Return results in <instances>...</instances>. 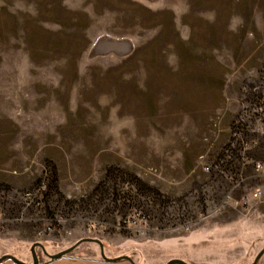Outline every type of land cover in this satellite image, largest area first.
<instances>
[{"label": "rangeland", "instance_id": "374dc122", "mask_svg": "<svg viewBox=\"0 0 264 264\" xmlns=\"http://www.w3.org/2000/svg\"><path fill=\"white\" fill-rule=\"evenodd\" d=\"M37 242L78 244L48 264L255 260L264 0H0V256Z\"/></svg>", "mask_w": 264, "mask_h": 264}, {"label": "water", "instance_id": "95a60500", "mask_svg": "<svg viewBox=\"0 0 264 264\" xmlns=\"http://www.w3.org/2000/svg\"><path fill=\"white\" fill-rule=\"evenodd\" d=\"M84 240H94V241H96L101 247V255H102V258H104L105 260H107V261H117L118 259H120V257L108 258L106 256V254H105L104 246H103V243H102L101 240L88 237V238H85V239L81 240L80 242H82ZM36 246H41L51 260L59 259V258H62L64 256H66L73 249V247H71V248L62 250L60 252L54 253V254H50V253H47L44 245H42L41 243L37 242V243L33 244V246L31 247L32 263H28V262L18 258L16 255H14L12 253H6V254L0 256V261L9 258L15 264H41L40 261H39L38 254H37L36 249H35ZM263 253H264V247L259 251V253L257 254L255 260L251 264H255L259 260V258L262 256ZM128 258L130 259L132 264H136L133 261L132 258H130V257H128ZM166 264H190V263H188L187 261H185V260H183L181 258H173V259H170Z\"/></svg>", "mask_w": 264, "mask_h": 264}, {"label": "built area", "instance_id": "2783aa9c", "mask_svg": "<svg viewBox=\"0 0 264 264\" xmlns=\"http://www.w3.org/2000/svg\"><path fill=\"white\" fill-rule=\"evenodd\" d=\"M245 152H246V146H243V147L240 149V153L242 154V159H243V161H245V158H246V157H245ZM226 157H230V155H229V150H228V149L225 150V158H226ZM244 165H245V163H244ZM261 167H262L261 163L257 162V163L255 164V169H256L257 171H260ZM244 179H245V177H244L243 173L240 172V173L238 174V176H237L236 184H240L242 181H244ZM260 196H261V193L258 192V191H255V192L253 193V197H260Z\"/></svg>", "mask_w": 264, "mask_h": 264}, {"label": "flooded vegetation", "instance_id": "af4514ba", "mask_svg": "<svg viewBox=\"0 0 264 264\" xmlns=\"http://www.w3.org/2000/svg\"><path fill=\"white\" fill-rule=\"evenodd\" d=\"M81 242H79V244H80ZM78 246V244L76 245V246H74L73 248H76ZM99 247H100V245H99ZM40 248L42 249V251H43V253L44 254H46V252L43 250V248L40 246ZM36 249V248H35ZM100 250H101V247H100ZM47 253H49V252H47ZM4 254H6V253H4ZM3 254V255H4ZM50 254H52V253H50ZM47 255V254H46ZM48 256V255H47ZM65 257V256H64ZM64 257H62V258H64ZM9 259V258H8ZM60 259V258H59ZM11 260V259H10ZM55 260H57V259H55ZM55 260H51V259H49L48 261H46V262H40L41 264H48V263H51V262H53V261H55ZM103 260L104 261H106V262H112V261H107V260H105L104 258H103ZM130 260V259H129ZM40 261V260H39ZM131 262V261H130ZM132 263V262H131Z\"/></svg>", "mask_w": 264, "mask_h": 264}, {"label": "trees", "instance_id": "16d2710c", "mask_svg": "<svg viewBox=\"0 0 264 264\" xmlns=\"http://www.w3.org/2000/svg\"><path fill=\"white\" fill-rule=\"evenodd\" d=\"M223 158L225 159V152H224V155H223ZM51 163L48 161V164ZM97 190V187L95 188L94 192Z\"/></svg>", "mask_w": 264, "mask_h": 264}, {"label": "crops", "instance_id": "0c3cea01", "mask_svg": "<svg viewBox=\"0 0 264 264\" xmlns=\"http://www.w3.org/2000/svg\"><path fill=\"white\" fill-rule=\"evenodd\" d=\"M264 254V253H263Z\"/></svg>", "mask_w": 264, "mask_h": 264}]
</instances>
